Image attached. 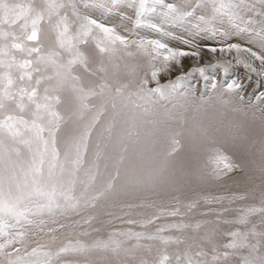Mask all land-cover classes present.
I'll return each instance as SVG.
<instances>
[{"label": "snow or ice", "instance_id": "obj_1", "mask_svg": "<svg viewBox=\"0 0 264 264\" xmlns=\"http://www.w3.org/2000/svg\"><path fill=\"white\" fill-rule=\"evenodd\" d=\"M233 62L264 78V0H0V264H264V92Z\"/></svg>", "mask_w": 264, "mask_h": 264}, {"label": "rangeland", "instance_id": "obj_2", "mask_svg": "<svg viewBox=\"0 0 264 264\" xmlns=\"http://www.w3.org/2000/svg\"><path fill=\"white\" fill-rule=\"evenodd\" d=\"M142 35H148V36H154L155 34L153 33H149L147 30H140ZM230 42H239V43H244V38H233L232 41ZM175 43V42H173ZM208 43L210 44H214V41H208ZM254 50H257L254 48ZM235 56V52L233 53H226L224 54L223 58L226 59H232ZM189 58V57H188ZM188 58H186L188 60ZM218 58H221V54L217 53L215 55L212 54H206L204 59L201 60H196L193 59V64L188 67L185 68V66H188V64H186L184 62V60L182 61V63H184L183 65V71H190L193 67L196 66H203L204 64H207L209 62L211 63H215L216 60ZM189 61V60H188ZM198 61V64H195V62ZM257 67L259 66V61L255 62ZM237 71L238 75L235 76L236 74H234L233 76L231 75L232 72ZM180 72L177 70H173L172 71V78L175 77V75H179ZM210 75H212L213 73H209ZM218 78L223 79V72L220 71L218 74ZM169 77L165 76V79H163L161 82L162 83H166L167 79ZM229 80L231 79H237L240 80L245 87V97L246 100L251 97V100L253 102V104H255V95H259L260 92H264V78L262 77H258L255 73H251L249 72L247 69H245L243 67V65H238L235 64L233 62V64L229 67ZM192 83L195 84L197 86V88L201 91H203V85H204V81L201 77H199V75H195L194 78L192 79ZM248 89H250V91H248ZM247 90V91H246ZM257 116H259V113L257 112ZM255 128V135H254V139L257 141L256 145H255V149L254 151L257 153L255 160H256V164L259 163V121L257 120L255 125L253 126ZM163 139V138H162ZM182 143L184 144V148L178 153L176 159L177 161H185L187 160V158L190 155V149H189V145H188V141L186 138H182ZM249 145L241 143L239 144L238 147L234 148V149H230L231 154L233 155L234 159L237 162H243L246 158L248 159L249 163H251L252 157L249 155ZM252 167L254 168L255 165H252ZM257 176L259 175L258 171L255 173ZM257 184H259V180L256 181ZM249 186L247 185V183H245L242 180L241 174L236 173V174H231L229 177H225L222 180L219 181H212L200 188H197V192H203V193H207V194H211V195H223V196H229L232 193L236 192H245L248 191ZM194 193L192 192H188L187 195L185 197H182L183 199H190L193 198ZM255 196L256 199L252 200L249 199L248 201L245 202H237V204H241V203H259V197H260V191L259 189L256 190L255 192ZM144 199L143 197H141L140 199H135V200H131L130 202L132 203H140L141 200ZM151 199H157L158 203H163V204H169L171 201L170 197H163V198H155V197H150L149 200ZM225 206H227V202H225ZM236 205H233V207H235ZM208 207H219V205H205L203 203H201L199 211H203L206 210ZM117 213H119V209L115 210ZM132 218L134 219H140L143 217H146L148 215H151L155 209L153 208H135L132 209ZM229 215H234L233 213H230ZM102 220L106 221L107 219H109V217L107 216H102L101 217ZM194 219H214L213 216H209V217H202L197 215L196 217H194ZM254 220L258 219V217H254ZM96 227H103L104 230L100 233L101 235L106 236L107 235V226H103L100 223H97L95 225ZM116 226L117 227H121V225L119 224V222H116ZM139 230V229H137ZM66 259H75L74 257H66Z\"/></svg>", "mask_w": 264, "mask_h": 264}, {"label": "bare ground", "instance_id": "obj_3", "mask_svg": "<svg viewBox=\"0 0 264 264\" xmlns=\"http://www.w3.org/2000/svg\"><path fill=\"white\" fill-rule=\"evenodd\" d=\"M183 60H184V62H185L186 64H188V66H185V68H188V67H190V66L193 64V61H192L193 58H191V57L188 58L189 61H188L186 58H184ZM198 63H199L198 61L195 62V64H198ZM183 64H184V63H183ZM183 66H184V65H183ZM234 74H236L235 76H237V75H238L237 71L232 72L231 75L233 76ZM246 91H247V90H246ZM248 91H250V89H248Z\"/></svg>", "mask_w": 264, "mask_h": 264}]
</instances>
